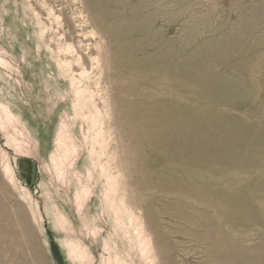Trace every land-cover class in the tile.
<instances>
[{
	"label": "rangeland",
	"instance_id": "1",
	"mask_svg": "<svg viewBox=\"0 0 264 264\" xmlns=\"http://www.w3.org/2000/svg\"><path fill=\"white\" fill-rule=\"evenodd\" d=\"M238 1L124 0L154 35L175 42L169 56L176 65L177 51L194 55L179 64L181 94L175 72L163 77L173 79L170 101L186 106L181 152L166 139L164 102L151 100L140 85L147 80L133 75L139 65H146L139 73L158 74L164 54L154 63L152 51L145 60L131 47L118 52L120 66L106 62L109 44L86 0H0V154L12 171L11 182L0 172V264H264V0ZM244 13L255 16L248 21ZM133 160L165 177L181 170L190 195L135 188L134 181L161 178L136 176L126 165ZM195 163L203 165L197 176ZM198 186L206 205L192 193ZM225 197L217 214V198ZM155 232L166 238L162 261L152 249Z\"/></svg>",
	"mask_w": 264,
	"mask_h": 264
},
{
	"label": "bare ground",
	"instance_id": "2",
	"mask_svg": "<svg viewBox=\"0 0 264 264\" xmlns=\"http://www.w3.org/2000/svg\"><path fill=\"white\" fill-rule=\"evenodd\" d=\"M86 1H88L89 2V6L91 7V10H92V12H93V14H92V24L97 28V30L100 32V34H101V36L108 42V44H109V48H110V52L109 53H111L112 54V57L108 60V61H106V62H109V63H111V64H113V65H118V66H120V64H121V59L119 58V56H118V52H123V50H130V48L132 47V48H135V49H138L139 51H141L142 52V59H144V54L146 53V58H145V60H148V54L147 53H149L150 51H152V53H151V55H152V58H153V62L155 61V59H154V57L157 55V56H159L160 54H164V56H165V61H164V63L162 62L161 64H157V65H155V66H157L158 67V70H159V72H158V74H154V73H152L151 71L149 72H146L145 74H143V73H139V71L142 69V68H146L145 66L146 65H139L137 68H138V72L137 71H135V72H133V75H137V74H141V76L143 77V78H145L144 80H147V82L148 83H144V84H141L140 82H138V83H140V85H145V87H148L149 88V91H147L148 93H151L153 96H150V98H151V100H153L154 99V97L155 98H158V99H160V100H162L163 102H164V104H165V112H164V117H163V119H162V126H163V128H165L166 129V135H167V140H168V142H170V143H173V142H178L180 145L178 146L179 147V149H180V151L182 152V150H184L185 149V137H186V133H188V126H187V122H186V119H185V108H186V106H185V102L184 103H177V102H172V101H170V99H169V97H170V95L168 94L169 93V91H168V88H172V84H169V82H172V80H168L169 82L167 83V80L166 81H163L164 79H163V77L164 76H166V75H169V76H173L174 77V72L176 73V75H175V77L174 78H176V82H177V85H174V89L176 88L177 89V91H179L178 93H182V82H184V75H182V74H179L178 75V68L180 67V66H182L181 64L183 63V62H185V59L187 60H191L192 58H194L193 56V54H189V56H183V55H181L177 50V58H178V61H177V64L178 65H176V63L174 62V60L171 58V56H169L170 54H171V52H172V50H173V43H175L173 40H170V39H167V38H165V39H160V35H157V34H155L154 35V33H152L150 30H149V22L147 21V20H145V18H141V16L139 15V9H138V7H136V8H134V7H132V6H130V7H127V9H126V7H124L123 5H125L127 2H124V0L122 1V2H114L113 0H86ZM256 1V0H255ZM130 2V1H129ZM128 2V3H129ZM238 2H250V1H245V0H239ZM257 2H259V1H257ZM253 3V2H252ZM130 4V3H129ZM251 4V3H250ZM132 5V4H131ZM137 5V4H136ZM243 7H245L246 6V4H244L243 3ZM248 5V4H247ZM99 6H103L102 8H104L103 10H101V12H102V14H100L99 13V11H98V13H97V9H98V7ZM127 6V5H126ZM237 6V5H236ZM93 7H96V12L94 11V9H93ZM243 7H240V9L242 8V9H245V13H246V8H243ZM249 7L250 6H248L247 8L249 9ZM251 7H252V5H251ZM250 7V8H251ZM233 8H234V6H233ZM248 9H247V11H248ZM251 10V9H250ZM241 11V10H240ZM242 11H244V10H242ZM241 11V13L243 14V12ZM254 11V10H253ZM244 13V14H245ZM250 13H251V11H250ZM249 12H247V14H250ZM254 13V12H253ZM256 13L257 12H255V15H256ZM260 13V12H259ZM258 13V15L260 16V14L261 13H263V12H261L260 14ZM247 14H245V15H247ZM254 15V16H255ZM262 15V14H261ZM242 16H244V15H242ZM251 16H252V14H251ZM250 15L248 16L247 15V19L246 20H248V17L250 18L251 17ZM254 16H252V17H254ZM241 17V16H240ZM246 17V16H245ZM251 17V18H252ZM242 18V17H241ZM257 18H258V16H257ZM241 21H243V18L242 19H240ZM244 21H245V19H244ZM248 21H250V19L248 20ZM241 23H243V22H241ZM160 36V37H159ZM235 43V42H234ZM177 45V44H176ZM179 45V46H178ZM178 45H177V48H178V50L180 51V52H182V53H184L183 51H184V49L181 47V45L178 43ZM204 45V44H203ZM201 46L200 47V49H203L204 47H206L207 48V46ZM99 46V45H98ZM94 47V46H93ZM98 48V47H97ZM96 48V49H97ZM208 49V48H207ZM203 50H206V49H203ZM99 53H100V51H98ZM125 52V51H124ZM123 52V53H124ZM99 53H98V55H99ZM180 54V57L181 58H179V54ZM150 55V56H151ZM107 58V57H106ZM183 59V60H182ZM155 63V62H154ZM175 63V64H174ZM67 64V63H66ZM151 64H152V62H151ZM162 64H165V66L163 65L162 66ZM179 64H180V66H179ZM202 69H204V68H202ZM205 69L207 70V71H209V70H211L212 69V67H205ZM157 78H156V77ZM158 76H161V78L160 77H158ZM177 76H179V77H177ZM117 78V77H116ZM160 78V79H159ZM165 78H167V77H165ZM138 83H135V84H138ZM174 84V83H173ZM182 86V87H181ZM153 89V92L151 91ZM185 89V88H184ZM186 89L188 90V88L186 87ZM144 90H145V88H144ZM147 90V89H146ZM203 90V89H202ZM202 90H200V91H202ZM151 91V92H150ZM189 91V90H188ZM174 92V91H173ZM204 92V91H203ZM173 93H171V95H172ZM177 94V93H176ZM123 97L125 96V95H122ZM176 96V95H175ZM180 96V95H179ZM179 96L177 97V98H179ZM185 96H187V94H185ZM124 99H125V97H124ZM169 99V100H168ZM171 99H172V97H171ZM173 99L175 100V98L173 97ZM180 99V98H179ZM182 99V98H181ZM180 99V100H181ZM184 99H186V98H184ZM177 100V99H176ZM183 100V99H182ZM178 101V100H177ZM185 101V100H184ZM180 102V101H179ZM182 102V101H181ZM129 109H128V107L126 106H124L123 108H120V110H119V115L121 114V116H123V117H126V115H127V113H129ZM119 124H120V126L121 127H123V128H129L128 127V125L126 124V123H124V122H119ZM116 129V128H115ZM118 130V129H117ZM178 149V148H177ZM117 163V162H116ZM126 165H128V166H130V167H136L137 168V170H135V175L136 176H139V177H147V176H160V178L162 179H160V180H156V181H149L150 179H147L146 181H145V179H143L141 182H139V181H134V183H133V186L135 187V188H137V189H140V190H142V191H144V192H151V191H153V190H156V191H159V192H165L166 194H175L176 192H178L179 194H181V196H189L190 195V193H191V191H189V189H191V188H188L189 186H186V185H184V184H187V185H189V184H191L190 182H189V179H188V175H184V174H182L183 172L181 171V170H174V169H176V168H173V170H168V176L170 175V174H172V177L171 176H167V177H165L164 176V174L162 173V171L161 170H155V171H153V172H151V173H148L146 170H145V168H143L144 166H145V163H141L140 162V160H133L132 162H127V164ZM142 165H144L143 167H142ZM152 167H153V164H150ZM117 166V165H116ZM195 170H194V172H193V176H197V174L199 173L197 170L198 169H201L202 167H203V165L201 164V163H195L193 166H192ZM119 169H120V167H119ZM161 171V172H160ZM0 172L2 173V179H4V181H6V179L7 180H9L10 182H11V179H12V171H11V169L9 168V166L6 164V162H5V160L3 159V156L0 154ZM156 172V173H155ZM181 172V173H180ZM224 173V172H223ZM130 174V173H129ZM147 175V176H146ZM175 175H182V176H184V177H186L187 176V179L186 180H183L182 182H177L176 181V177H174ZM109 176V175H108ZM156 176V177H157ZM107 179V178H106ZM109 181V180H108ZM157 181H159V182H157ZM164 182V183H163ZM183 185V188H182V185ZM0 185L2 186V187H5V183L3 182V180H1L0 179ZM179 185V186H178ZM178 186V188H180L179 190H175L174 191V188L175 189H177L176 187ZM193 191H192V193H195V197L201 202V206H202V204L204 203L205 204V200L203 201V199H204V197L206 198L207 196H205V194H202L203 192H201L200 190V186H198L196 189H192ZM155 191V192H156ZM182 193H181V192ZM157 193V192H156ZM177 193V194H178ZM184 193V194H183ZM186 193V194H185ZM178 194V195H179ZM253 194V193H252ZM230 195V194H229ZM254 195V194H253ZM252 195V196H253ZM170 196V195H169ZM177 197V196H176ZM232 197V196H231ZM170 197H168V199H169ZM171 198H174V197H171ZM170 198V199H171ZM182 198V197H181ZM212 198V197H211ZM214 198H216V197H213L212 199H214ZM228 198V197H227ZM175 199V198H174ZM174 199H171V200H169V202H173L172 200H174ZM176 199H178V197L176 198ZM175 199V200H176ZM180 199V198H179ZM185 199H186V197H185ZM185 199L184 200H182V199H180V200H182V202L184 201L185 202ZM189 199V198H188ZM191 200V199H190ZM198 200H197V202H198ZM227 199H226V197H225V200L224 199H221V200H219V198H217V202H216V206L215 207H217L218 209H217V214H223V213H221V211L223 212L224 210H222V206H223V201H226ZM232 200V199H231ZM245 200V199H244ZM164 201H165V198H164ZM168 201V200H167ZM247 201V200H246ZM176 202V201H175ZM175 202H174V204H175ZM181 202V203H182ZM187 202V201H186ZM186 202H185V204H181V205H184V207H188V205L189 204H186ZM194 202V201H193ZM196 202V201H195ZM194 202V203H195ZM196 202V203H197ZM165 203V202H164ZM191 203V202H190ZM209 203H211V202H209ZM166 204V203H165ZM179 204V203H178ZM177 204V205H178ZM203 204V205H204ZM238 204H240V202H238ZM247 204V203H246ZM167 205H169V204H166V206ZM200 205V204H199ZM206 205V204H205ZM232 205H236V204H232ZM243 205V204H242ZM247 205H249V204H247ZM246 205V206H247ZM164 206V205H163ZM174 206H176V205H174ZM180 206V205H179ZM190 206V205H189ZM213 206V207H214ZM225 206V205H224ZM223 206V207H224ZM231 206V205H230ZM172 207H173V205H172ZM172 207H170V208H172ZM184 207H180V209L181 208H183L184 210H183V213L185 212V210L187 211V209H185ZM186 207V208H187ZM197 207H198V205H197ZM203 207H205V206H203ZM207 207V206H206ZM209 207V206H208ZM238 207H240V206H238ZM237 207V208H238ZM245 207V206H244ZM176 208V207H175ZM194 210L196 209V207L194 208V206L192 207ZM200 208V207H199ZM227 208V207H226ZM241 209H243L242 207H240ZM246 208V207H245ZM172 209H174V207L172 208ZM179 209V208H178ZM189 209H190V207H189ZM204 209V208H203ZM207 209H209V208H207ZM207 209H204V210H206L207 211ZM227 209H229V207L227 208ZM239 209V208H238ZM238 209H237V211H238ZM163 210V209H162ZM167 210V209H166ZM176 210V209H175ZM240 210V209H239ZM245 210V209H244ZM243 210V211H244ZM247 210V209H246ZM248 210H249V208H248ZM169 211V210H168ZM174 211V210H173ZM180 211H182V210H180ZM190 211H191V209H190ZM196 211H197V209H196ZM199 211V210H198ZM200 211H203V210H201V208H200ZM209 211V210H208ZM208 211H207V215H209L208 214ZM229 211V210H228ZM227 211V212H228ZM234 211V210H233ZM237 211H235V212H237ZM242 211V210H241ZM127 212V211H126ZM175 212V211H174ZM195 212V211H194ZM213 212H215V211H213ZM219 212V213H218ZM244 212H246V211H244ZM243 212V213H244ZM249 212V211H248ZM248 212H246V213H248ZM171 213H172V211H171ZM188 213H190L189 215H191V213H193V212H188ZM196 213V212H195ZM194 213V214H195ZM198 213V212H197ZM196 213V214H197ZM203 213H205V212H203ZM202 213V214H203ZM231 213V212H230ZM249 213H253V212H249ZM174 214V213H173ZM176 214H178L177 212H176ZM184 214H186V213H184ZM228 214V213H227ZM235 214V213H234ZM241 214V213H240ZM179 215V217H181V214H178ZM178 215H175V217H178ZM204 215V214H203ZM242 215H244V214H242ZM246 215H249V214H246ZM251 215V214H250ZM187 215H185V217H186ZM196 216V215H195ZM219 216V215H218ZM251 216H253V215H251ZM204 217V216H203ZM202 217V218H203ZM249 217V216H248ZM173 218V217H172ZM184 218V217H183ZM190 218H192V217H190ZM207 218H209V217H207ZM206 218V222L207 221H209L208 219ZM224 218V217H223ZM186 219H187V217H186ZM196 219H198V218H195V220L192 218V220H194L195 221V224L197 225V227L199 228L200 226H199V224L198 223H196ZM254 219V218H253ZM252 219V220H253ZM135 220V219H134ZM178 221H180L181 220V218H180V220L179 219H177ZM191 220V223H193V221ZM199 220V219H198ZM201 220V219H200ZM254 220H256V219H254ZM182 221H185V220H182ZM189 222H190V220H188ZM211 221V220H210ZM181 222V221H180ZM203 222V221H202ZM212 223V222H211ZM210 223V224H211ZM216 223V222H215ZM217 224V223H216ZM195 225V226H196ZM212 225H213V223H212ZM202 227H200L201 229H202V231L204 230H206V229H204L203 228V223H202V225H201ZM214 226H215V224H214ZM216 227H219L218 225L216 226ZM192 228V227H191ZM207 228V227H206ZM209 228V227H208ZM194 229V228H193ZM192 229V230H193ZM211 229V228H210ZM216 229V228H215ZM221 229V228H220ZM264 229V228H263ZM157 230V229H156ZM184 230H188V229H185L184 228ZM191 230V233L193 234V235H196L197 236V234H198V232L197 231H195V230H193V231H195L196 232V234L195 233H193V231ZM212 230V229H211ZM210 230V231H211ZM218 230V229H217ZM189 231H190V228H189ZM209 231V232H210ZM213 231H214V229H213ZM212 231V232H213ZM219 231V230H218ZM140 232H141V230H140ZM139 232V233H140ZM220 232V231H219ZM138 233V232H137ZM190 233V232H189ZM206 233H208V232H206ZM217 234V233H216ZM219 234V233H218ZM141 235V234H140ZM202 236H203V234H201ZM200 235V236H201ZM206 235H208L209 236V234H206ZM221 235V234H220ZM220 235H218V236H220ZM195 236V237H196ZM200 236L198 235V238H200ZM211 236H213L212 238L214 239V235H212L211 234ZM211 236H209V237H211ZM217 236V235H216ZM215 236V237H216ZM223 236H225V235H223ZM230 236H232V235H230ZM221 237H222V235H221ZM227 237H228V235H226V238H224V239H227ZM165 237L164 236H161V235H159L158 234V232H155L154 233V235H153V250H154V252L156 253V256L158 257V258H162V257H168V255H169V251H166V250H164V249H162L161 248V246H160V242L162 243L163 241H165ZM203 239H204V237H203ZM212 239V240H213ZM143 240V239H142ZM215 240V239H214ZM213 240V241H214ZM219 240V239H218ZM221 240H223V238L221 239ZM206 241V240H205ZM212 241V242H213ZM217 241V240H216ZM223 241H226V240H223ZM227 241L229 242V241H231V239H227ZM233 241V240H232ZM263 241V240H262ZM210 242V241H209ZM208 242V243H209ZM218 242H220V240L218 241ZM217 242V243H218ZM222 242V241H221ZM234 242V241H233ZM233 242H229V245H231L230 243H233ZM215 244H216V242H214ZM224 243V242H223ZM222 243V245L224 246V244H228V243H224L223 244ZM236 243V242H235ZM149 245V244H148ZM221 245V244H220ZM236 244H234L232 247L234 248V246H235ZM262 244L260 243V248L262 247V248H264V246H261ZM264 245V244H263ZM218 247H219V245H217ZM217 246H215L216 248H217ZM151 247V246H150ZM213 247H214V245H213ZM214 247V248H215ZM224 247H226V245L224 246ZM227 247H228V245H227ZM226 247V249H228ZM231 247V246H230ZM238 247V246H237ZM256 247H258L259 248V246H257L256 245ZM147 248V247H146ZM145 248V249H146ZM232 248V249H233ZM236 248V247H235ZM235 248H234V250H235ZM245 248V247H244ZM253 248V247H252ZM252 248H245V249H248V250H250V249H252ZM261 248V249H262ZM149 249V248H148ZM219 249H221V248H219ZM219 249H217V251L219 250ZM225 249V250H226ZM150 250V249H149ZM229 250H231V249H229ZM229 250H227L228 252H229ZM254 250V249H253ZM256 250V249H255ZM254 250V251H255ZM211 251V250H210ZM226 251V252H227ZM261 251V250H260ZM146 252V251H145ZM149 252H151V251H149ZM209 252V251H208ZM228 252L226 253V254H228ZM247 251H245V255L247 254L248 256H249V251H248V253H246ZM256 252V251H255ZM148 253V252H147ZM207 253V252H206ZM213 253H215V252H213ZM220 253H221V251H220ZM219 253V254H220ZM229 253H231V252H229ZM251 253V252H250ZM70 254L73 256V257H76V258H78L79 257V255H78V253H77V249H76V247H74V246H71V248H70ZM150 254V253H149ZM222 254V253H221ZM232 254V253H231ZM233 254H234V252H233ZM254 253H252V256H254L253 255ZM151 255V254H150ZM211 255V254H210ZM147 256V255H146ZM209 256V255H208ZM212 256V255H211ZM224 256V255H223ZM222 256V259L224 258ZM228 256V255H227ZM243 256V255H242ZM213 257V256H212ZM212 257H210V258H212ZM229 257V256H228ZM232 257V256H231ZM251 257V256H250ZM215 258H216V256H215ZM219 258H221V257H219ZM226 259L225 260H227L228 259V262H229V258H227V257H225ZM243 258H244V256H243ZM247 258V257H246ZM155 259V258H154ZM245 259V258H244ZM257 259V258H256ZM255 259V260H256ZM78 260V259H77ZM210 260H212L213 261V259H210ZM215 260V259H214ZM219 259L217 258V261H218ZM231 260H232V258H231ZM254 260V263L257 261H255ZM261 260V259H260ZM259 260V261H260ZM152 261V260H151ZM161 261H162V259H161ZM211 261V263L213 264V262ZM253 261V260H252ZM252 261H250V262H252ZM259 261H257V262H259ZM216 261H214V263H215ZM222 262H224V261H222ZM231 262V261H230ZM243 262H244V260H243ZM247 261L245 260V263H246ZM249 262V263H250ZM256 262V263H257ZM262 262V261H261ZM225 263V262H224ZM248 263V262H247ZM246 263V264H247ZM253 263V262H252ZM255 263V264H256ZM161 264H164V262L162 261L161 262ZM207 264V263H206ZM210 264V263H209Z\"/></svg>",
	"mask_w": 264,
	"mask_h": 264
}]
</instances>
